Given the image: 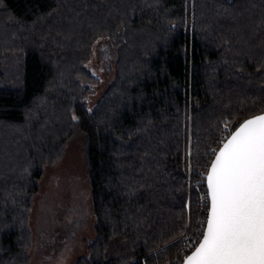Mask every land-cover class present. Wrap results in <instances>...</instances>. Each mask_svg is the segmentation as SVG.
<instances>
[{
	"label": "trees",
	"instance_id": "1",
	"mask_svg": "<svg viewBox=\"0 0 264 264\" xmlns=\"http://www.w3.org/2000/svg\"><path fill=\"white\" fill-rule=\"evenodd\" d=\"M118 49L93 110L95 43ZM264 112V0H0V264H31L47 164L85 136L96 217L75 264H182L207 169Z\"/></svg>",
	"mask_w": 264,
	"mask_h": 264
},
{
	"label": "snow or ice",
	"instance_id": "2",
	"mask_svg": "<svg viewBox=\"0 0 264 264\" xmlns=\"http://www.w3.org/2000/svg\"><path fill=\"white\" fill-rule=\"evenodd\" d=\"M230 135L212 152L205 227L184 264H264V114Z\"/></svg>",
	"mask_w": 264,
	"mask_h": 264
},
{
	"label": "rangeland",
	"instance_id": "3",
	"mask_svg": "<svg viewBox=\"0 0 264 264\" xmlns=\"http://www.w3.org/2000/svg\"><path fill=\"white\" fill-rule=\"evenodd\" d=\"M118 56L109 38L102 37L95 43L89 68L100 81L93 85L90 110L114 83ZM95 223L85 136L77 134L67 145L64 157L56 165H46L40 180L30 214L31 264H75L88 254Z\"/></svg>",
	"mask_w": 264,
	"mask_h": 264
},
{
	"label": "water",
	"instance_id": "4",
	"mask_svg": "<svg viewBox=\"0 0 264 264\" xmlns=\"http://www.w3.org/2000/svg\"><path fill=\"white\" fill-rule=\"evenodd\" d=\"M261 114H264V112L261 113ZM258 115H260V114H258ZM250 118H252V117H250ZM250 118H248V119H250ZM230 138H231V135L227 138V140H226L224 143H226ZM224 143H223V144H224ZM222 147H223V145H222ZM222 147H221V148H222ZM214 158H215V157H214ZM194 250H195V249H194ZM194 250H193V251H194ZM193 251H192V252H193ZM192 252H191V253H192ZM191 253H190L189 255H191ZM184 261H185V260H184ZM182 264H184V262H183Z\"/></svg>",
	"mask_w": 264,
	"mask_h": 264
},
{
	"label": "crops",
	"instance_id": "5",
	"mask_svg": "<svg viewBox=\"0 0 264 264\" xmlns=\"http://www.w3.org/2000/svg\"><path fill=\"white\" fill-rule=\"evenodd\" d=\"M84 256H86V255H84Z\"/></svg>",
	"mask_w": 264,
	"mask_h": 264
}]
</instances>
